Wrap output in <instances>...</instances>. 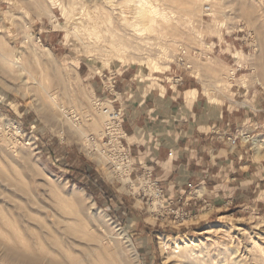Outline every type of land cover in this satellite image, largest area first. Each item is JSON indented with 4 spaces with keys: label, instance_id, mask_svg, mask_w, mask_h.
<instances>
[{
    "label": "rangeland",
    "instance_id": "1",
    "mask_svg": "<svg viewBox=\"0 0 264 264\" xmlns=\"http://www.w3.org/2000/svg\"><path fill=\"white\" fill-rule=\"evenodd\" d=\"M74 1L85 0H0V53L13 61L11 68L0 64V264H15L3 259L1 245L33 257L31 236L51 252L56 240L83 264H166L163 240L198 242L200 256L217 264L224 256V264H257L240 251L252 249L248 234L264 242V0H152L182 16L169 13L159 25L164 30L155 25L144 35L126 29L133 14L126 0H95L127 8V21L118 24L134 38L120 55L88 53L67 36L72 29L62 11ZM115 76L139 87L197 80L210 104L231 112L232 133L245 151L234 168L243 166L245 187L168 205L148 180L136 184L132 171L111 172L88 139L100 144L102 110L114 108L102 92ZM61 110L75 116L79 131Z\"/></svg>",
    "mask_w": 264,
    "mask_h": 264
},
{
    "label": "crops",
    "instance_id": "2",
    "mask_svg": "<svg viewBox=\"0 0 264 264\" xmlns=\"http://www.w3.org/2000/svg\"><path fill=\"white\" fill-rule=\"evenodd\" d=\"M110 82L102 94L121 114L123 143L136 184L150 177L168 205L191 204L190 200L209 198L223 189L234 193L235 185L245 187L243 166L234 168L245 159V151L232 133L231 112L216 102L210 104L197 80L153 87H139L127 76ZM140 185L136 194L143 200L146 194Z\"/></svg>",
    "mask_w": 264,
    "mask_h": 264
},
{
    "label": "bare ground",
    "instance_id": "3",
    "mask_svg": "<svg viewBox=\"0 0 264 264\" xmlns=\"http://www.w3.org/2000/svg\"><path fill=\"white\" fill-rule=\"evenodd\" d=\"M154 1H156V0H154ZM154 1H152V0H126L125 5L130 10L133 11V14L131 16L132 18L130 19V21H129V19H128V21L126 20L127 19V18H125L126 14L123 16L124 12L122 10L126 11L127 8L121 9L122 14L121 15L118 14L120 16V18H119V16L117 15V12H118L117 9L115 11L112 8H111L112 10L107 9V8L103 7L104 5L102 3H100V1H99V3H98V1H95V0H85V1H80V3L74 1L70 4L69 10L63 9V11H62L63 15L66 16L67 25L69 24L71 26V29H72V30H70V32L68 31L69 35H67V36L73 37L81 45V49L86 50L88 53H91V54L92 53H100V52L103 54V52H105V55H106V53H108L109 51L113 52V50H116V52H117V50L120 47H122V49L126 48V47L128 48V46H130V43H131V42L130 43L128 42L130 35L119 28V25L121 26V24H118L120 22V20L127 21L124 23H126L125 24L127 26L126 29H128L129 32L136 33V34L138 33V34L142 35L144 32L147 33V31L153 30L157 25L159 26L163 22L168 23L170 21L169 16H168L169 13L170 14L172 13L174 15V13H173L174 10H172L171 7L168 8V10L166 8H163V7L158 8V6L154 5V3H153ZM219 2H222V0H219ZM166 3H167V1H166ZM169 4H170V2H169ZM190 4L187 5V8H188V6H190ZM189 8L187 10H185L186 14L192 13V12H190ZM181 11H182V9L180 11L178 10L177 12L179 13ZM113 12H116V13H113ZM120 12H118V13H120ZM182 13H184V12H182ZM127 14H128V12H127ZM190 14H188V15H190ZM175 15H178V17L182 16V15H179L177 13H175ZM50 18H52L51 20H53L54 17L51 16ZM177 23H179V22H177ZM164 25H165V27H167L166 26L167 24H164ZM169 25L170 24H168V26ZM161 26H163V25H161ZM161 26H159L160 29H161ZM55 27L58 29H65L66 28V26L65 27H63V26L59 27L58 25ZM122 28H123V26H122ZM148 29H150V30H148ZM162 29H163V27H162ZM120 32H121V34H119ZM150 32H152V31H150ZM175 33H177V32H175ZM133 38H131V39H133ZM137 40H139V39H137ZM45 49L49 53L51 52L47 48H45ZM117 54H119V53L117 52L116 55ZM49 55H51V54H49ZM0 64L6 66L8 68H11L13 66V61L8 59L6 57V54L0 53ZM60 114H61L60 115L61 118L64 119L71 127H74L78 131L80 130V128L75 125L76 119H75L74 115H72V114H70L64 110H61ZM101 116H102V114H101ZM260 147H262V145L259 143L258 148H260ZM127 181L130 182L129 179H127ZM8 224L11 227L13 226V225H11V223H8ZM210 232H212V229H208L204 233L208 235ZM15 233H16V231H15ZM125 237H123V238H125ZM31 238L34 242L36 241L35 243L37 245L35 250L32 252L33 257H30V258L22 257V256H20L21 253L18 254L13 249L1 245V247H2L1 250L3 253V259H5L6 261L13 262L15 264H44V261H46V260L49 264H83V263H86L85 260H81V259H77L75 257H72L69 253V248L68 247L65 248L63 245H61L59 247L58 242L56 240L50 241L49 245L51 246V249L53 250L51 252L48 250V248H46V245H44L45 240H41V239L39 240L33 236H31ZM259 238H260V236H258L257 238H254L250 234H248V239L251 242L252 249L249 250V249L242 246V249L240 251L241 252L240 256L245 261L248 262V261H251L253 259L254 262H257V264H264V242L261 241L262 243H260ZM4 240H5V238H4L3 234L0 233V241L4 242ZM126 243L128 244L127 245L128 248L132 250L131 243L128 240H126ZM16 245L20 246V249H22L24 251L31 250V245H30V243L27 242V240L24 242H22V241L19 242V240H18L16 242ZM161 246H162V249L166 253V257H165V263L166 264H196L199 262H201V263L203 262L202 264H205L206 262L209 264H217L216 262L215 263L213 262V259L215 260V258H213V256H212L213 259H211L210 257H209V259L208 258L204 259L205 257H203V256L201 257L199 254V252H200L199 250L201 249V246H200V244H198V242H195L193 240H182L179 242L174 241L173 243H170V241H168V240H163L161 242ZM168 249L170 250V252ZM95 252H96V250H95ZM221 253H224V252H221ZM207 255L209 256V254H207ZM222 259H223V261L221 263H223V264L226 263V262H224V259H226V257L224 256V258H222ZM90 264H94V262L91 261ZM97 264H100V263H97ZM249 264H251V263H249Z\"/></svg>",
    "mask_w": 264,
    "mask_h": 264
},
{
    "label": "built area",
    "instance_id": "4",
    "mask_svg": "<svg viewBox=\"0 0 264 264\" xmlns=\"http://www.w3.org/2000/svg\"><path fill=\"white\" fill-rule=\"evenodd\" d=\"M113 80V79H112ZM111 81V80H110ZM107 84L111 85V82ZM181 82V79H177L176 83ZM105 114L104 131L99 141L100 144L94 145L93 138H89L91 144V152L97 154L102 161L105 162L106 167L116 174H123L125 172L132 171V162L128 147L123 143V134L121 128L120 112L115 108L112 110L103 109ZM149 181L152 189L163 195V190L158 186L157 182L150 177L143 179V182ZM143 183V185H144ZM191 188V185H188Z\"/></svg>",
    "mask_w": 264,
    "mask_h": 264
}]
</instances>
